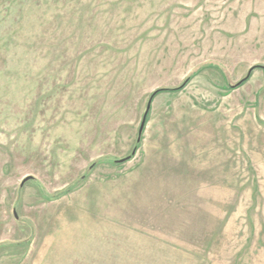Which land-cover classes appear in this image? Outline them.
Wrapping results in <instances>:
<instances>
[{
  "label": "rangeland",
  "instance_id": "rangeland-1",
  "mask_svg": "<svg viewBox=\"0 0 264 264\" xmlns=\"http://www.w3.org/2000/svg\"><path fill=\"white\" fill-rule=\"evenodd\" d=\"M0 264H264V0H0Z\"/></svg>",
  "mask_w": 264,
  "mask_h": 264
},
{
  "label": "water",
  "instance_id": "water-1",
  "mask_svg": "<svg viewBox=\"0 0 264 264\" xmlns=\"http://www.w3.org/2000/svg\"><path fill=\"white\" fill-rule=\"evenodd\" d=\"M151 103H152V98H150V100L148 102L147 109L145 111V114H144V117H143V120H142V124L140 126L138 141H140L141 135L143 133V130H144V127H145V123H146V119H147V115H148V112H149V110L151 108ZM134 153H135V150H134L133 154ZM129 158H130V156L128 158L121 159L120 162H123L125 160H128Z\"/></svg>",
  "mask_w": 264,
  "mask_h": 264
},
{
  "label": "trees",
  "instance_id": "trees-1",
  "mask_svg": "<svg viewBox=\"0 0 264 264\" xmlns=\"http://www.w3.org/2000/svg\"><path fill=\"white\" fill-rule=\"evenodd\" d=\"M253 68H254V67H252V68L250 69L249 73L252 71ZM243 81H244V80L240 81L237 85H240ZM161 90H162V89H159V90L155 91V92L152 94V96H151L152 100H153V98L155 97V95L158 94ZM138 142H139V141H138Z\"/></svg>",
  "mask_w": 264,
  "mask_h": 264
}]
</instances>
